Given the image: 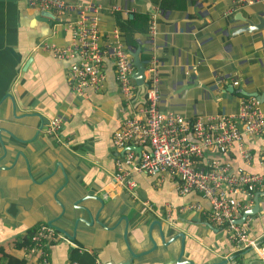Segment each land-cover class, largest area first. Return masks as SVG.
I'll return each instance as SVG.
<instances>
[{
  "label": "crops",
  "instance_id": "1",
  "mask_svg": "<svg viewBox=\"0 0 264 264\" xmlns=\"http://www.w3.org/2000/svg\"><path fill=\"white\" fill-rule=\"evenodd\" d=\"M65 1L67 10L55 14L31 7L27 0H0V247L5 254L36 264L34 254L16 244L62 213L57 197L70 221L55 224L72 234L75 219L81 220L75 240L62 234L51 244L50 264H69L75 248L93 256L95 264L130 259L127 224L135 253L152 248L150 233L157 243L133 264H183L178 263L181 238L166 245L162 232L167 242L178 233L185 235L182 261L220 264L234 256L227 264H264L255 250L238 247L227 229L209 219L210 203L202 194H181L174 177L132 173L138 183L137 200L117 185L115 162L120 152L113 135L132 113L114 62L104 60L99 89L88 87L79 95L69 82L71 61L43 47L68 45L72 24L82 15L96 14L99 43L110 44L112 32L119 29L126 44L117 15L146 14L149 30L135 35V51L139 49L140 60L144 54L146 67L152 58L157 62L160 110L188 119L234 114L244 100L255 98L247 94H264V28L244 30L249 23L264 21V0H245L238 7L235 0ZM260 100L264 111V98ZM54 117L64 119L63 141L47 134ZM242 144L250 159L234 143L226 153L207 150L200 166L219 158L234 171L264 173V135H245ZM70 190L76 194L70 196ZM255 195L251 201L247 194L237 196L252 208ZM95 197L105 202L99 219L108 228L85 222L90 218L83 206L91 205L93 216L100 208ZM242 225L250 239L264 243V195L259 196V211Z\"/></svg>",
  "mask_w": 264,
  "mask_h": 264
},
{
  "label": "built area",
  "instance_id": "2",
  "mask_svg": "<svg viewBox=\"0 0 264 264\" xmlns=\"http://www.w3.org/2000/svg\"><path fill=\"white\" fill-rule=\"evenodd\" d=\"M244 2L235 0V5L238 7ZM27 3L55 14H61L68 7L65 0H27ZM94 10L97 12L98 8ZM72 25L73 38L68 45L60 47L45 43L43 47L55 57L71 61L69 82L73 91L81 95L88 87L99 89L105 77L104 60L110 58L116 68L122 96L131 107L137 91L132 77L136 67L122 32L115 29L111 34L112 42L104 46L99 43L97 14L91 17L82 15ZM153 29L152 26L151 32ZM145 74L148 83L146 103L131 109L132 115L113 135V144L120 152L115 162L117 185L137 200L138 183L132 173L144 172L152 176L168 174L174 177L181 194L196 191L208 200L209 219L227 229L238 247L253 249L264 259V243L250 239L243 225L236 223L244 211L250 209L249 204L237 195L247 194L251 201L255 193L264 188V173L242 169L234 171L219 158L200 166L207 150L218 149L226 153L234 143H238L241 154L250 159L251 154L242 144V138L245 135H264V111L259 102L255 98L244 100L234 114L188 119L160 110L161 79L155 59L149 62ZM63 125L62 117H54L46 127L47 134L63 141ZM192 137L199 142L191 140ZM131 147H139L141 151L138 153ZM62 238L63 235L53 227L41 224L33 232L30 244L25 249L34 254L36 264H50L49 248Z\"/></svg>",
  "mask_w": 264,
  "mask_h": 264
},
{
  "label": "water",
  "instance_id": "3",
  "mask_svg": "<svg viewBox=\"0 0 264 264\" xmlns=\"http://www.w3.org/2000/svg\"><path fill=\"white\" fill-rule=\"evenodd\" d=\"M261 27L264 28V21L259 19V23L258 24L249 23V26L245 27L244 30L251 31V30H254V29L261 28ZM132 56H133L134 65L136 67V71L133 73L132 77H133L135 83L137 84V91H136V95H135V97H134V99L132 101L131 107H132V109H137L140 105H144L146 103V95H147V91H148V83L145 80V78H146V74H145L146 66L140 60L139 49L137 51L133 52ZM243 94H245V93H243ZM247 95L257 98V100L260 101V102H261V100H260L261 97L264 98V94L263 95L262 94L261 95H259V94H247ZM131 107L129 108L130 111H131ZM36 115H38V114H36ZM42 128H43V124L40 125V130ZM10 134H13V133L10 132ZM17 139L20 140V141H24V140L19 139V138H17ZM191 140H193L195 142H199L198 140L194 139L193 137L191 138ZM131 149L135 150L138 153L141 151V149L139 147H131ZM18 155H23V153L22 152H18ZM75 194H76L75 191H73V190L69 191V195L70 196H73ZM261 195H264V192H262V191L256 192V195L254 197L255 198V205L252 208L247 209L246 211H244L243 215L239 219L236 220L237 224H239V225L244 224L249 216H253L259 211V196H261ZM94 199L97 202L100 203V208H98V210L96 212V215L93 216V208H92V206L91 205L83 206L82 210H84L89 215V218H90L89 220H86V221L84 220V221L88 225H93L94 222H96L97 224H99V225H101V226H103L105 228H108L106 226V224L99 219V213L105 207V202L100 197H95ZM56 201L62 207V213L57 218L50 220L48 225H50L56 231H58L61 234H63L68 241L75 240L76 239V235H77L76 227H77L78 222L81 219H79V218L75 219V225H74V230H73L72 234L68 230H66V228L64 226L55 224L59 220H61L63 222L70 221V216L68 214H66L65 205L60 200H58L57 197H56ZM111 211H112L111 214H115L113 212L114 209H111ZM123 219L126 220V222H127V218L126 217H123ZM127 233H128V224L126 225V230H125V242H126L128 250H129V253L131 255V258L130 259H126V260H124V262H119L117 264H133L135 259H138L139 257H141L143 255L149 254L150 252H152V251H154L156 249L157 243L155 242V240L152 237V234L150 233V240H151V242L153 244L152 248L149 249V250H146V251H144L142 253H139V254L135 253L132 250V248H131V246L129 244ZM161 234H162V240H163L164 244H166V245L170 244L175 239L181 238V253H180L179 258H178V263L194 264L192 261H182L181 260V258L183 256L184 248H185V235L183 233H178L177 235H175L170 240V242L165 241V236L163 235V232ZM232 259H235L234 256L231 257L230 259H226V260L222 261L220 264H227Z\"/></svg>",
  "mask_w": 264,
  "mask_h": 264
},
{
  "label": "trees",
  "instance_id": "4",
  "mask_svg": "<svg viewBox=\"0 0 264 264\" xmlns=\"http://www.w3.org/2000/svg\"><path fill=\"white\" fill-rule=\"evenodd\" d=\"M118 23L121 30L124 32L126 47L128 51L132 54L137 49V42L135 40L136 34H144L149 29V17L143 13H134L132 17L130 14H118ZM146 57L141 52V60L145 62ZM36 229L29 231L25 239L17 243L19 247H25L30 244L31 236ZM240 254H237V257ZM71 262L76 264H95L96 260L87 252H80L79 249H72ZM0 264H26V260L19 259L14 256L5 254L3 247H0Z\"/></svg>",
  "mask_w": 264,
  "mask_h": 264
},
{
  "label": "rangeland",
  "instance_id": "5",
  "mask_svg": "<svg viewBox=\"0 0 264 264\" xmlns=\"http://www.w3.org/2000/svg\"><path fill=\"white\" fill-rule=\"evenodd\" d=\"M82 210V209H81ZM87 225V224H86Z\"/></svg>",
  "mask_w": 264,
  "mask_h": 264
}]
</instances>
